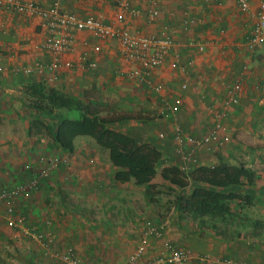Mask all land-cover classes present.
<instances>
[{"label": "crops", "instance_id": "1", "mask_svg": "<svg viewBox=\"0 0 264 264\" xmlns=\"http://www.w3.org/2000/svg\"><path fill=\"white\" fill-rule=\"evenodd\" d=\"M23 1H33L45 8L54 4L61 11L81 17L91 16L104 23H113L118 2ZM257 3L258 0H250V10L242 12L236 0H132L131 5L139 10V14L127 16L123 23L125 27L143 35L166 34L173 40L163 67L154 70L141 83L125 76L134 66L122 61L115 41H99L85 31L76 32V49L73 52L59 56V61H70L74 68L59 66L36 72L37 63L48 65L54 59L42 48L44 33L38 26V19L0 9V183L11 187L25 182L33 168L43 167V160L48 156L66 158L50 172L49 179L40 181L30 198H21L16 203L18 213L23 214L25 220L28 217V225L34 228L47 229L43 219L48 216L49 238L55 241L54 245L62 244L61 250L56 252L61 255L68 245L75 246L68 234L71 215L83 212L82 207L89 199L95 200L101 195L107 200L100 202L102 212L98 213H103L100 215L103 220L94 222L100 230L98 239L88 237L83 243L84 253L90 257L88 260L121 264L123 257L111 247L131 242L132 235L127 233L129 230L134 232V236L135 232L140 234L136 237L139 241L145 222L137 227L129 220L128 226L122 217L112 218L120 208L111 205L110 201L118 203L124 202V198L131 199L136 189L143 186L135 185L133 180L115 181V168L108 159L107 151L99 148L88 136H76L70 151L59 147L51 135L58 118L52 123L49 119L52 114L37 112L27 106L23 87L28 83H41L45 88H56L80 100L86 99L91 88L109 90V93L115 90L125 94L122 96H127L125 92H129L132 100L155 97L157 113L156 110L155 113L141 110L137 116L130 115L128 120L111 126L140 143H151L160 150L161 159L151 183L159 181L167 184L159 176L161 168L167 165L183 168L184 163L175 153L177 144L172 138L173 122L164 116L160 96L150 89L152 84L159 83L166 97L176 104V123L185 134L198 137L208 132L214 126L216 115L222 113L226 133L230 136L227 144L195 148V161L188 164L184 171L196 165L211 166L224 160L233 165L243 164L256 176L252 185L243 184L235 188L241 195L250 196L249 204L236 200L230 204V216L213 219L217 224L224 225L221 228H212L201 222L198 224L197 220L185 222L190 216L177 208L176 201L171 205L169 215H151L156 224H164L163 236L147 237L145 250L137 264H145L164 255L163 243L167 240L189 253L185 264H217L216 261L224 259L242 263L264 262V253L259 250L257 242L260 234L251 227L253 220L264 219V43L250 50L246 48L255 22ZM154 8L158 9L159 16L149 20L147 12ZM185 17L195 19V23L185 27L182 24ZM198 40L206 45L202 51L191 45ZM93 45L99 46L98 52L90 51ZM87 50L97 62V67L90 71L82 67L79 55ZM174 58L178 60L179 67L173 70L168 63ZM190 58L194 60L193 64L186 65ZM26 67H30L31 72H24ZM15 68L18 71H14ZM234 81H240L241 85L238 103L223 110L226 89ZM183 82H186L185 89L180 88ZM68 112H71L70 116ZM54 113L65 118L77 116L73 111L63 109L54 110ZM159 133H163L164 137L159 138ZM181 147L184 151L190 148L188 144ZM58 183L66 191L60 195L56 192L57 188L48 191L47 188ZM47 198L50 202L54 200L53 208L44 205ZM8 228L4 223L0 224V232ZM9 229L18 233L25 232L26 227L21 225ZM101 230L108 234L101 233ZM74 231L77 234L81 232L78 224H74ZM35 244L41 249L47 246L40 242ZM76 247L79 246L76 244ZM200 255H204L206 260L201 261ZM127 257L124 264H127ZM39 258V261L47 262L43 256ZM48 258L53 260L54 255L49 253Z\"/></svg>", "mask_w": 264, "mask_h": 264}, {"label": "built area", "instance_id": "2", "mask_svg": "<svg viewBox=\"0 0 264 264\" xmlns=\"http://www.w3.org/2000/svg\"><path fill=\"white\" fill-rule=\"evenodd\" d=\"M132 0H118L116 4V12L113 23H104L99 19L91 16L81 17L75 13L61 11L57 5H51L45 8L33 1L23 0H0V9L16 12L22 16L35 17L38 19V26L44 33L42 48L54 56V59L48 65L37 63L35 70L40 73L45 68L55 69L59 66L74 68V64L70 61H59V56L65 53H71L76 49L75 35L78 31L89 33L94 39L108 42L115 41L119 47V57L122 61L132 64L133 68L126 72L125 76L135 79L137 82H144L154 70L160 69L166 62V57L170 54L173 46V40L169 35H143L128 29L123 25L127 16H138L139 10L131 5ZM237 7L242 12L250 10V0H236ZM159 16L158 9H150L147 12L149 20H154ZM195 23V19L185 17L182 24L186 27ZM264 43V0H258L257 10L255 13V22L250 39L246 43V48L254 47ZM191 45L198 51L205 48L203 41H193ZM91 52H98L99 46L93 45ZM90 51L79 53L82 67L86 71L93 70L97 67V62L92 58ZM194 60L190 58L186 65L193 64ZM170 69H178L179 62L176 58L169 63ZM1 70V69H0ZM24 72H31L30 67L23 69ZM14 71H18L17 68ZM118 72V71H117ZM121 74V72H120ZM186 82L181 83L180 88L185 89ZM162 85L154 83L150 86L153 93L160 96L163 103V114L171 118L173 122L172 138L177 144L175 153L179 155L184 163L182 170L188 164L194 162V149L204 145L214 144L221 146L230 141V136L226 133V127L223 121V114H217L214 126L208 132L193 137L185 134L177 125V107L173 101L166 97L163 92ZM241 89L240 81H234L226 89V97L223 100V110L230 106L236 105L239 100V92ZM159 138H163V133L158 134ZM188 144L189 149L184 151L181 145ZM66 160L63 156H48L43 160V167L32 169L30 178L23 183L6 187L0 183V221L7 227L15 228L23 225L24 216L16 210V203L19 199H28L32 193L38 188L41 180L46 179L50 172ZM30 168V167H29ZM164 229L163 223L152 224L145 223V229L140 236L135 249L127 257V264H137L138 259L142 256L147 244V237H162ZM164 255L157 257L145 264H185L189 258V253L184 249L174 246L170 241L163 243ZM71 249H67L65 253L60 255V260L66 264H82L71 254ZM201 261L206 260L204 255H200ZM214 263V262H213ZM217 264H264V262L242 263L236 260L224 259L216 261Z\"/></svg>", "mask_w": 264, "mask_h": 264}, {"label": "trees", "instance_id": "3", "mask_svg": "<svg viewBox=\"0 0 264 264\" xmlns=\"http://www.w3.org/2000/svg\"><path fill=\"white\" fill-rule=\"evenodd\" d=\"M23 94L27 106L37 112L51 115L58 109L73 111L77 115L75 118L58 119L51 131L54 142L70 151L76 136L90 137L99 148L107 151L108 159L115 168L113 179L117 182L133 180L135 185L145 187L144 196L149 203H153L149 200V189L155 186L151 180L157 173L160 150L151 143H140L111 126L128 120L130 115L110 108L103 115L100 103L80 100L36 82L25 85ZM159 176L168 187L177 189V208L204 223L206 218L213 220L230 216V204L236 200L249 204L250 196L241 195L235 188L243 184L252 185L256 175L243 164L233 165L220 160L211 166L190 167L188 171L177 165H167L161 168ZM251 227L253 231L264 232V220H253Z\"/></svg>", "mask_w": 264, "mask_h": 264}, {"label": "rangeland", "instance_id": "4", "mask_svg": "<svg viewBox=\"0 0 264 264\" xmlns=\"http://www.w3.org/2000/svg\"><path fill=\"white\" fill-rule=\"evenodd\" d=\"M108 91L109 90L98 91L95 88L94 89L91 88L90 91L87 92L86 101H95L97 103H100L99 106L100 108L103 109L102 111L103 115L107 113L108 108L115 110V111L124 112L126 115H132V116H137L141 112V110H147V109L148 111H150V113H155V110L157 113V109H155V107L157 106L155 97L150 98L149 96L148 97L145 96L141 100H134V99L132 100L130 98L129 92H125L127 96H122L125 94L120 93L115 90H111L112 93H109ZM124 107L125 109L123 110ZM132 107H136V108L130 110V108ZM68 114L70 116L71 112H68ZM59 115H60L59 113H56V114L52 113L51 118H49L50 121L53 123V120H55V118L56 119L61 118ZM47 178L49 179L50 176H48ZM55 182L57 181L55 180ZM153 184L155 186L152 189H149V192H150L149 200L152 201L153 203H149L147 199L145 198L144 196L145 187L144 188L139 187L132 194L131 199L125 200V198L122 197V199L124 198L123 200L124 202L118 201V203H111L110 201L111 205H115V207L120 208L117 215L115 216L113 215L112 218H115L116 216L118 218L122 217V219L128 222L127 223L128 226H130V223H129V220H130L132 221L133 225L137 224V227H139L141 224L142 225L144 224L143 222L145 223L150 222L152 224H156V222H154L153 220L154 218L150 217L151 215L155 216L156 214H159V213H160L159 215H165V213L166 215L167 213L169 215V212L171 211L170 207L171 205H173V202L176 200L177 190L175 188L168 187L167 184H164L159 181L158 183L154 182ZM56 188H57L56 192L59 195L61 194L62 191H66L65 190L66 188L64 186H60L59 183L57 186L53 185L47 189L48 191H51V190L55 191ZM99 189H101V187H99ZM94 191L96 193L95 189ZM99 196L100 197H98L95 200L89 199L88 202L85 203V206L82 207V209H84L83 212L75 213L71 215L70 217L71 218V222H69L70 231L68 234L73 239L75 246H73L72 244L68 245V248H66L63 253H65L66 250L70 248L72 251L71 254H73L74 258L78 259L82 264H104V263L94 261V259L88 260V258L90 257L84 253L86 250L83 244L84 241L88 237H93V239H98V232L100 230H97L96 224L94 222L103 220V217L100 216V215H103V213H98V212H102L100 202L107 200L106 199L107 197H104L101 195ZM53 204H54V200L50 202L48 198L46 199V202L44 203L46 207L49 206L51 208L54 207L52 206ZM16 209H17V204H16ZM89 211H92L93 213ZM174 212H172V215ZM62 216L66 217L65 214H62ZM194 220H197L198 224H200L201 222V220L193 219L191 217L186 218L185 222H191ZM259 220H264V219H259ZM63 221L66 222L65 219ZM203 221L205 224L210 225L212 228L214 227L221 228L220 226H224L223 224H217L212 219L206 218V219H203ZM31 222H34V221H31ZM43 222L47 226V229L42 231V229L39 230V228H34L33 225H28V217H27V220H25V216H24L23 225L26 227L25 232L19 231L18 233H16L15 230H11L9 228H8L9 231L2 230V232H0V264H65L63 261L59 260L60 253L56 252V251L61 250L62 244L59 243V244L54 245L55 241L49 238L51 235V231L49 230L48 216L45 215ZM0 224H3V223H0ZM74 224L75 225L78 224L79 228L81 229V232L79 234H77L76 231H74ZM138 231L139 233H141L140 230ZM101 233L108 234L107 231L104 232L102 230H101ZM127 233H129V235L130 234L132 235L130 237L131 242H129L128 244L122 245V246H117V247L112 246L111 247L115 249L116 251H118L119 254L123 257L121 264L125 263V258L128 256V254L131 252L136 242L138 241L136 237L140 235V234L138 235V232L137 234L135 232V236H134L133 234L134 232H132L131 230H129V232ZM256 233L260 235H259V240L255 238V243H256V240L257 242H259L260 244L259 250L264 253V232H261L260 230V231H257ZM34 242L35 243L40 242V244L42 243L47 246L46 247L44 246L43 249H41V247L37 248V245ZM69 243H70V240H69ZM76 244L79 247H76ZM49 245L51 248L49 247ZM104 247L108 248L106 246ZM49 253L52 256L54 255L53 260L51 258H48ZM40 256H43L47 262L39 261Z\"/></svg>", "mask_w": 264, "mask_h": 264}]
</instances>
